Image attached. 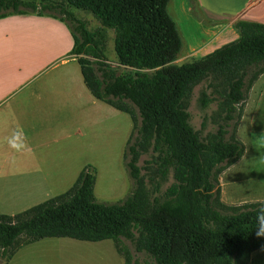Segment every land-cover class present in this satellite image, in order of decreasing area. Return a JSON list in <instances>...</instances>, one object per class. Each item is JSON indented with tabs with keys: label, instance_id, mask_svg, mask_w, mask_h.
Listing matches in <instances>:
<instances>
[{
	"label": "trees",
	"instance_id": "16d2710c",
	"mask_svg": "<svg viewBox=\"0 0 264 264\" xmlns=\"http://www.w3.org/2000/svg\"><path fill=\"white\" fill-rule=\"evenodd\" d=\"M169 1L62 0L37 5L0 0V18L56 12L72 31V54L85 57L77 62L90 94L132 122L123 156L132 181L128 196L112 205L98 203L95 170L86 166L65 193L16 215H0V264H8L22 246L45 238L111 240L124 264L136 263L120 245L122 239L152 264H250L251 255L264 248V237L255 232L256 212L264 203L226 206L218 181L244 154L234 130L246 93L264 73V24L239 21L234 25L237 40L175 64L183 42L167 12ZM189 1L194 8L195 0ZM68 8L88 12L113 30L118 65L134 71L118 75L109 67L97 51L96 33ZM207 80L219 81L223 117L216 132L203 140L191 127L184 102ZM198 101L205 108L211 99L203 91ZM149 150L155 154L158 180L164 182L170 172L174 179L162 199L151 200L137 165Z\"/></svg>",
	"mask_w": 264,
	"mask_h": 264
},
{
	"label": "rangeland",
	"instance_id": "374dc122",
	"mask_svg": "<svg viewBox=\"0 0 264 264\" xmlns=\"http://www.w3.org/2000/svg\"><path fill=\"white\" fill-rule=\"evenodd\" d=\"M25 1H31L37 5L62 3V0ZM175 1H169L167 12L175 22L180 35L182 34V42L184 41L183 43L186 45L185 33L190 32L194 24L183 21L181 19L182 13L178 16L175 15L173 12ZM68 10L75 18L86 24L87 30L96 33L97 51L103 55L105 63L109 67L114 69L118 75L134 71L118 65L113 48V30L103 27L88 12L70 8ZM51 13L57 14L56 12ZM59 25L56 30L36 21L25 20L23 22L24 30L27 32L26 34L21 33V35H23L22 40L26 44L19 56L26 63L25 68L20 69L19 74L30 75L37 71L38 68L34 64L29 67L28 60L33 56L38 57L35 55L44 54L43 47L51 52V57L55 55L54 47H49L46 36L47 38L50 36L52 42L55 38L57 39L58 56L64 52L69 54L72 46V39L69 35L70 27L68 24L67 26ZM39 31L44 33L42 40L37 38ZM229 35L227 34L218 40L219 47L217 49L231 42L230 39L223 42L230 37ZM203 49H183L174 63L190 62ZM75 57L85 58L83 55ZM88 59L93 61L91 58ZM74 68L79 73V66L75 65ZM0 71L16 72V69L0 66ZM210 84L211 86H209ZM32 86V84L26 86L25 89ZM81 87L83 92L80 90V94L82 93V95L78 96L79 92L76 90L73 96L74 104L69 105L66 109H59L56 113L52 112L51 118L49 113V121L44 125L42 124L39 129L41 131L39 135L41 145L43 148L45 146L51 150V161L56 165L58 164L57 170L53 172L55 180L51 181L47 187H43L41 191L25 193L22 197L20 196V199L4 201L0 205V215L19 213L65 193L86 166H91L95 170L93 194L98 203L116 204L124 200L130 193L132 181L125 168L123 156L132 131L131 119L125 113L116 111L103 103L95 102L88 95L83 84ZM203 91L211 99L205 108L201 107L198 101L199 95ZM220 91L219 81L207 80L197 85L184 102L186 112L189 115V123L203 140L215 133L218 125L221 124L223 114L219 108ZM245 97L246 100L240 107L241 117L234 130L236 138L244 145V154L239 161L224 170L218 178L220 200L229 207L264 203V73L254 82ZM154 157L155 154L149 150L141 155L137 163L141 169V175L145 179V186L151 200L153 198L162 199L165 191L174 183L171 172L164 182L158 180V177L154 175V170L157 167L154 163ZM157 183H159L158 190H156ZM47 241L49 242H46L48 243L46 246H50L49 248L56 249L58 252L53 254L51 259L43 258L39 264L47 263V261L49 264H124V258L116 252L111 240L98 243L79 242L70 239H49ZM120 245L131 252L133 263L152 264V260L145 254L135 253L129 241L122 239ZM250 264H264V248L251 255Z\"/></svg>",
	"mask_w": 264,
	"mask_h": 264
},
{
	"label": "crops",
	"instance_id": "0c3cea01",
	"mask_svg": "<svg viewBox=\"0 0 264 264\" xmlns=\"http://www.w3.org/2000/svg\"><path fill=\"white\" fill-rule=\"evenodd\" d=\"M173 12L176 16L182 13L183 21L194 24L193 29L185 33L186 45L183 43L185 50L204 48L194 59L215 51L219 47L218 40L227 34L231 38L228 37L223 42L237 40L235 23L247 21L264 24V0H195L194 8L189 0H176ZM25 20L36 21L56 30L59 24L67 26L55 14L38 15L30 12L0 18V66L16 69V72L0 71V205L4 201L20 199L25 193L41 191L55 180L53 172L57 170L58 164L51 161V150L45 146L43 148L39 141V129L49 121L52 112L72 106L76 90L79 92L78 96L82 95V84L95 102L103 103L90 94L83 82L77 58L72 54L74 39L71 29L69 35L72 46L69 54L64 52L58 56L57 39L52 42L51 37L46 36L49 47H54L55 55L51 57V52L43 47L44 54L35 55L38 57L33 56L28 60L29 67L34 64L37 71L30 75L19 74L26 63L19 56L26 44L21 35L27 32L23 26ZM43 35L39 31L37 38L42 40ZM71 64L79 66V73L74 68L75 65ZM31 84L32 87L25 89ZM18 132L27 145L22 151H16L8 145V139ZM16 214L11 213L9 216ZM49 239L67 238H45L22 246L8 264H39L43 258L51 259L58 250L46 246ZM44 264L49 263L47 261Z\"/></svg>",
	"mask_w": 264,
	"mask_h": 264
},
{
	"label": "clouds",
	"instance_id": "9594fccd",
	"mask_svg": "<svg viewBox=\"0 0 264 264\" xmlns=\"http://www.w3.org/2000/svg\"><path fill=\"white\" fill-rule=\"evenodd\" d=\"M8 145L12 149L16 151H22L27 147V145L24 143L23 139L21 138V133L14 134L11 138L8 139ZM255 222H256V235L257 237H264V206H261L255 216Z\"/></svg>",
	"mask_w": 264,
	"mask_h": 264
}]
</instances>
